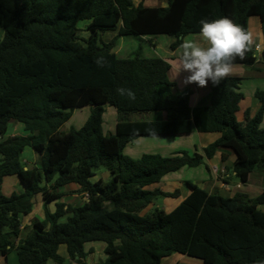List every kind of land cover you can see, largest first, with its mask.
<instances>
[{"label":"trees","instance_id":"obj_1","mask_svg":"<svg viewBox=\"0 0 264 264\" xmlns=\"http://www.w3.org/2000/svg\"><path fill=\"white\" fill-rule=\"evenodd\" d=\"M145 0H0V255L16 250L20 264H62L59 247L84 262L89 242L105 244L106 258L97 264H161L174 253L198 258L204 264H254L264 259V191L224 196L187 182L191 193L171 212L156 207L140 213L159 196H179L150 187L184 167H195L223 148L236 154L233 171L247 183L264 166V90L255 97L261 107L236 113L244 97V78L229 76L210 86L207 99L192 106L194 90L183 91L169 77L171 64L149 56L141 48L134 56L116 52L118 36L99 44V33L119 30V36L142 39L168 35L171 50L182 39L200 33L201 19L228 16L249 30V18L259 16L264 37V0H160L165 6L147 7ZM89 21L88 38H80L77 24ZM155 45V44H154ZM255 46L234 64L252 67L258 61ZM105 58L103 67L95 63ZM264 58V50L262 51ZM131 89L135 100L118 88ZM118 113L159 114L152 120H120L115 134L103 132L105 106ZM90 107L80 129L61 132L75 110ZM167 117H162L163 114ZM17 121L25 135L3 139L8 123ZM220 133L203 148L204 155L187 151L171 155L125 153L141 137L184 136L192 132ZM32 147L41 168L22 162ZM104 166L110 179L92 181ZM264 169V168H260ZM18 175L24 191L6 195L2 184ZM76 183L88 200L79 207L58 202L59 189ZM41 195L45 217L34 220L21 237L22 218L33 212ZM56 202L51 211L49 204ZM67 221L59 223L63 215Z\"/></svg>","mask_w":264,"mask_h":264},{"label":"rangeland","instance_id":"obj_2","mask_svg":"<svg viewBox=\"0 0 264 264\" xmlns=\"http://www.w3.org/2000/svg\"><path fill=\"white\" fill-rule=\"evenodd\" d=\"M161 2L163 4H161V5L158 4ZM144 4L147 7H152V6L159 7L162 5H164V6L166 5L165 1H160V0H146L144 2ZM88 23H89V21H87V20H82V21L78 22L77 27L79 29L80 38L82 37V38L86 39L89 37L90 33L87 30ZM260 26H261V23H260V17L259 16L255 15V16H251L249 18V31L253 35V39L255 41L254 45L257 42H261V41L264 45V37L262 36L263 32H262V30L261 31L259 30ZM116 36H118V41H117V47L115 48V52L120 57L134 56L135 51L138 48H141L149 56H160L162 58H170V59L174 60L175 62L178 60L179 55H180V51H181L180 49H178L175 53L173 50H171L170 45L173 41V38L168 36V35L147 36V37H143L142 39H137L136 37H132V36H119V30H117V31H106V32L99 33V36H98L99 44H102V42H109L112 40V38H114ZM185 38L195 39L198 42L206 44V41L201 36V33L189 34ZM258 52L259 51L256 52V55L259 57L260 54ZM245 67L248 68V66H245ZM233 72H235V71H233ZM173 73L174 72H172V75H173ZM172 75H171V77H172ZM185 75H187V74L182 72L180 74L179 78L176 79V82L179 83L181 81V79H184ZM173 78H174V76H173ZM244 80H246V79H244ZM244 83H243V85H244ZM188 85H189V87H193L191 84H188ZM243 85H242V87H243ZM243 89H244V87H243ZM179 91H182V90H179ZM151 114H153V113H151ZM90 115H91V108L90 107H84V108H80V109L75 110L72 117L70 118V120L68 122H66L60 128V131L61 132H68L73 128L74 129H80L87 122ZM153 115H155V114H153ZM158 116H159V114L155 115V118H154L151 115L152 119H157ZM103 118H104L103 132L106 135L115 134L116 124L120 120L143 119V117H140V115L131 114L129 116H126V115H123L121 113H118L114 107L109 106V105L105 106V113H104ZM15 124H21V123H18L17 121H11L8 123L7 133L4 135L3 139L10 137L11 133L17 132L18 130H19V133H22V131L20 129L15 128ZM21 126H22V124H21ZM261 126L264 128V123ZM18 135H21V134H18ZM213 136H216L215 138L218 139L221 136V134L217 133V132L211 133L210 139H213ZM195 140L199 141L197 136L195 137ZM136 143L137 142H133L131 145H129L127 147V150L125 151V153L132 156V157L139 158L142 155V153H146V152L157 153V154H161V155H168L170 153L169 152L170 149L169 148L164 149V147H161V145L168 144V143L177 144V140H175V139H153L151 137H145L143 139L142 145H140V143H138L139 145H138V147H136ZM177 147H178V149L173 150L174 152H176V151H178V152L187 151L190 154L195 153L194 148L191 146H188L185 143L178 144ZM28 150H32L34 152L33 148L28 147L22 154V161H23V158L29 159L30 167L37 166V167L41 168L40 162L38 163V158L36 160H32L31 159L32 157H30L28 154ZM128 152H130L131 154H129ZM199 153L204 155L203 148H200ZM215 157H216V159L218 158L217 156H214V158ZM201 164L202 165L198 164L195 167H186V169L184 171H178L177 173H174V174H177L175 176H177L178 178L190 179L191 182L194 183L195 185H198V186L205 188V189H210L209 188L210 186H208V183H209L208 179H209V176H211V173L209 172V169L206 167L205 163L202 162ZM228 165L230 166L229 178H230L232 184L230 185V190H228V191H221L222 189L219 190L220 194H222L224 196H234L237 193H246L251 198H254V197L260 195L264 191V169H260V168H264V166L257 168L254 172H252V174L250 175L249 182L244 183L239 179L238 176H236L235 172L233 171L232 163H229ZM95 171H96V176H94L92 178V181L95 182V181H98L99 179H102L104 183H107L109 181L110 172L104 166L97 167L95 169ZM212 175L215 176V172L213 169H212ZM175 179H177V178L175 177ZM162 180H164V181L161 183V185L163 186L164 189H167L170 192H175L176 190H178L179 196H177V197H175V196H159L152 202V204H150L148 207H146L142 210V212L140 213L141 215L150 214L157 206L164 208L168 212H171L179 204H181L182 201L191 193L190 192L189 194H187L186 197L184 196L186 193H188V189H191V187L188 185V183L183 184L180 187H177V186L173 187V186H165L164 184L168 183V182H165L166 179H164V178ZM169 184H170V182H169ZM238 184H240L241 188H236V186H238ZM155 185H152L150 188H152V189L156 188ZM11 186H12L11 179H8L7 183L5 182L4 184H2V192L6 195L10 194L13 191V190H11ZM14 189L16 192H22V190L24 191V188H23L21 183L20 184L17 183V185L14 186ZM36 199H42L41 195L39 197L36 196L34 198V200H36ZM57 201L61 202L62 200H57ZM57 201H54L55 204ZM54 202H51V204H52L53 208L56 209V205L54 204ZM37 206H38V203H35L34 208L36 209ZM37 217H38V219H42V218H40L41 214H39V213L37 214ZM67 217H68L67 214L63 215L59 219V223L66 222ZM89 244H94L95 253L90 252L87 255L86 260L84 262H86L87 264H97V263L104 261L106 258V255L101 248V245L103 243H99V242L87 243L85 245V250L87 249L86 252H89V248L92 246ZM59 253L64 257V262L62 264H78L75 260L70 258L66 244L60 245ZM174 258H177V261H179L178 264H204L203 261L198 259V258H194V257L188 256V255H181L179 253H174L173 258L171 256L168 258H164V260H162V264H171L172 262L175 263L176 260ZM0 264H20L16 250H13L11 253H9L8 258L0 255ZM47 264H60V263H57L54 260L50 259V260H48Z\"/></svg>","mask_w":264,"mask_h":264},{"label":"crops","instance_id":"obj_3","mask_svg":"<svg viewBox=\"0 0 264 264\" xmlns=\"http://www.w3.org/2000/svg\"><path fill=\"white\" fill-rule=\"evenodd\" d=\"M158 4L161 5L163 3L161 2V3H158ZM162 6H164V5H162ZM152 7H154V6H152ZM260 23H261V20H260ZM259 30L260 31L262 30L261 26H260ZM262 36H263V33H262ZM256 45H260V47H261V51L258 52L260 55L258 57L257 63L254 66L248 67V68H246L242 64H234L233 71H235V72H233V74L230 75V76H236V77H240V78L246 79V80H244V82H245L244 85H243L244 89L242 87V92L244 93V97L241 100V102L239 104V110L236 113L237 119L240 122H244L245 121V115H246L247 111L250 113V116L253 117V116L256 115V113L258 112V110L261 107V101L257 97H255V92L257 90H264V58L261 55L262 51L264 50V45H263L262 41L261 42H257L254 46H256ZM176 51H174V53ZM165 59L171 64V66L175 62L174 60H172L170 58H165ZM172 72L173 71H172V68H171L170 72H169V77H170V79L172 81H174L177 84V89L178 90H182L183 91L184 89L189 87V85H184L183 84V82H182L183 79H181V81L179 83H177L176 79L179 78L180 75L175 77V79H174L173 78L174 73L172 75ZM171 75H172V77H171ZM191 85L193 86L191 88L194 90V94L192 95L191 102H192V106L195 107L199 103H201L202 101H204L205 99H207L209 97V94H210V91H211V89H210L211 81L208 82L207 87H199L195 83H191ZM153 114L144 113V114H134V115H140V117H143L142 120H152L151 115L155 118V115H153ZM162 117L166 118L167 114L164 113ZM136 120H140V119H136ZM133 121H135V120H133ZM263 123H264V118H263L262 124ZM15 128L16 129H20L22 131V133H19V130H18L17 132L11 133L10 136H15V135H18V134H21V135H25L26 134L23 125L21 126V124H15ZM65 133H67V132H65ZM210 134L211 133H200V132L194 131L191 134L184 135V136L151 137V138H153V139H175V140H177V144L168 143V144L161 145V147H164V149L169 148L170 149V151H169L170 153L168 155H171L172 153H174L173 150L178 149V147H177L178 144H183V143L187 144L188 146L193 147L194 150H195L194 152H196V151L199 152L200 148H204V147L208 146L209 144H211V143H213L214 141L217 140L215 138L216 136H213V139H210ZM196 136L198 137L199 141L195 140ZM144 138L145 137H141V138H138V139L133 141V142H137L136 143V147H138V145H139L138 143H140V145H142ZM133 142L129 143L127 145V147L129 145H131ZM28 147H30V146H28ZM28 147H26L25 150ZM127 147H126V150H127ZM128 153L131 154L130 152H128ZM146 153H151V152H146ZM146 153H142V155L140 157H142ZM28 154H29L30 157H32L31 158L32 160H36L38 158L37 153H36L35 150H34V152L32 150H28ZM164 156H166V155H164ZM215 156H217L218 158L216 159V157L215 158L213 157V158L209 159V158L205 157L203 159V163L206 164V167L209 169V172L211 173V176H209V179H208V182H209L208 186H210L209 187L210 189H207V190H209L211 192H213L215 190L219 191L221 189H222L221 191H228V190H230V185L232 184V182H231V180L229 178V176H230V170H229L230 166L228 164L229 163H232V165L234 164L235 159H236V154L231 149L223 148L220 151H218ZM22 162H23L24 165H26L25 168L30 167L29 159L23 158ZM199 165H202V164L199 163ZM185 169H186V167L182 168L179 171H184ZM212 169L215 172V176L212 175ZM177 172L178 171L172 172V173H170V174H168V175L163 177L164 179H166L165 182H168V183L164 184L165 186H173V187L177 186V187H180L183 184H186L187 182H191L190 179H181V178H178L177 176H175L177 174H174V173H177ZM175 177L177 179H175ZM8 179H11V183H12L11 190H13V191L10 194H7V195H11L13 192H16L15 189H14V186H16L17 183L20 184L21 181H20V178H19L18 175H12V176L6 177L4 179L3 184L5 182L7 183ZM162 179H161V181L159 183H156V185L155 184L154 185L156 186V188L160 187V189H162L164 191H167V192H170L169 190L164 189L163 186L161 185V183L164 181ZM169 182H170V184H169ZM23 188H24V186H23ZM236 188H241L240 184H238V186H236ZM59 192L62 195L61 198H60V200H62L61 202H65V203L70 204V205L75 206V207L82 206L88 200V194L82 193L80 191V186L78 184H76V183L68 184V185L60 188ZM190 192H191V189H188V193H186L184 196L186 197L187 194H189ZM17 193H21V192H17ZM39 196L40 195H38L37 197H39ZM34 201H35V203H38V206H37L36 209L35 208L33 209V212L30 215H28V216L23 218V220H22L21 237H25L28 234V232L32 228V222L34 220H42L45 217V202H44V199L43 198L42 199H36ZM54 204H55V202H54ZM48 206H49L51 211H54L55 208H53L51 203ZM38 213L41 214L40 218H42V219H38V217H37ZM99 243H101V242H99ZM89 245H92V246L89 248V252H87V253L88 254L90 252L95 253L94 244H89ZM101 248H102V250L104 252V249H105V244L104 243L101 245ZM86 251H87V249H86ZM173 255L171 256L172 258H173ZM181 255H183V254H181ZM174 259L176 260V262L175 263L172 262L171 264H178L179 261H177V258H174Z\"/></svg>","mask_w":264,"mask_h":264},{"label":"clouds","instance_id":"obj_4","mask_svg":"<svg viewBox=\"0 0 264 264\" xmlns=\"http://www.w3.org/2000/svg\"><path fill=\"white\" fill-rule=\"evenodd\" d=\"M200 25L206 44L191 38L182 39L179 58L171 66L174 78L183 72L187 73L182 81L184 85L195 83L199 87H207L209 81L214 86L219 85L233 74L236 58L243 60L255 41L249 30L228 16L201 19ZM95 63L103 67L105 58L98 57ZM117 91L130 100L136 99L131 89L121 87ZM254 264H264V259H257Z\"/></svg>","mask_w":264,"mask_h":264},{"label":"built area","instance_id":"obj_5","mask_svg":"<svg viewBox=\"0 0 264 264\" xmlns=\"http://www.w3.org/2000/svg\"><path fill=\"white\" fill-rule=\"evenodd\" d=\"M255 49H256V51H261V47H260V45H256V46H255Z\"/></svg>","mask_w":264,"mask_h":264}]
</instances>
